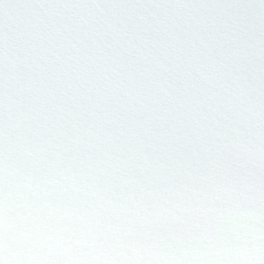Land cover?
Returning <instances> with one entry per match:
<instances>
[{
    "label": "snow or ice",
    "instance_id": "1",
    "mask_svg": "<svg viewBox=\"0 0 264 264\" xmlns=\"http://www.w3.org/2000/svg\"><path fill=\"white\" fill-rule=\"evenodd\" d=\"M0 264H264V0H0Z\"/></svg>",
    "mask_w": 264,
    "mask_h": 264
}]
</instances>
